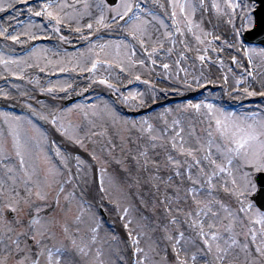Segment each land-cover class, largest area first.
I'll return each mask as SVG.
<instances>
[{
	"label": "snow or ice",
	"instance_id": "snow-or-ice-1",
	"mask_svg": "<svg viewBox=\"0 0 264 264\" xmlns=\"http://www.w3.org/2000/svg\"><path fill=\"white\" fill-rule=\"evenodd\" d=\"M257 60L264 0H0V264H264Z\"/></svg>",
	"mask_w": 264,
	"mask_h": 264
},
{
	"label": "rangeland",
	"instance_id": "rangeland-1",
	"mask_svg": "<svg viewBox=\"0 0 264 264\" xmlns=\"http://www.w3.org/2000/svg\"><path fill=\"white\" fill-rule=\"evenodd\" d=\"M8 43H11V42H8ZM226 56L227 55H225V57H224V59H225V63H226V66L228 65V63H229V60L226 58ZM258 61V60H257ZM257 61H256V65H257ZM191 63V61H189V64ZM207 68V67H206ZM213 68H216L215 70V72H214V75H213V77H222L223 76V74H224V72L222 71V70H220V69H218V67H213ZM199 69V62H197V70ZM118 71V70H117ZM158 71H159V69H158ZM239 73H240V70L239 69H236L235 70V74H237V75H239ZM253 73H254V75H257L258 74V72H257V69H256V67L253 69ZM260 73H263V72H260ZM33 74H35V70H33ZM62 78L66 75V74H59ZM73 76H76L77 74L76 73H73L72 74ZM80 75H83V76H87L88 74L87 73H84V74H80ZM230 76L232 77V74H230ZM143 78H147V77H143L142 76V79ZM260 77H259V75H257V79H259ZM46 77L43 75V74H41V83L42 84H44V86L45 87H47V83H46ZM17 83H23V82H17ZM233 83V81L230 83L229 82V85L230 84H232ZM78 85V87H77V91H79L81 88H83L84 86H86L87 85V81L86 80H78L77 82H76V85H74V86H77ZM218 85H222V79H220V80H218V82H217V85L215 86V89H218ZM166 85L165 84H157V87H165ZM23 87H25V88H29V89H31L33 86L32 85H27L26 83H23ZM0 88H3V89H8L9 88V85H7V86H1L0 85ZM129 88H138L140 91H144L145 90V88H146V86L145 85H143V84H140V83H135V84H133V85H130L129 86ZM92 89H96V90H101V89H104V91L106 92L107 90L103 87V86H93V88ZM91 90V89H90ZM229 90H231V89H229ZM195 92H192V93H186V95L185 96H188V95H191V94H194ZM13 95H16L17 96V99L18 100H20V103H17V104H13V105H16V106H22V103L21 102H23V100H22V98H20L19 97V94L18 93H15V92H13ZM34 95L35 96H37V95H39V92H38V90L34 93ZM113 95V94H112ZM207 95H209V94H207ZM114 96V100L116 101V103H118L119 104V102L117 101V98H116V96L115 95H113ZM175 97H178V96H176V95H174V94H169V96L167 97V99L166 100H164V99H162L159 103H163V102H165V101H167V100H170V99H172V98H175ZM180 97V96H179ZM48 99H49V97H47ZM204 98V97H203ZM203 98H201V99H203ZM251 99H253V98H251ZM106 101H108L107 99H105ZM229 100L230 101H234L235 99H232V98H230L229 97ZM246 100V99H245ZM235 101H239V100H235ZM85 102V101H84ZM108 102H110V101H108ZM111 103V102H110ZM158 103V104H159ZM118 105H116V107H117ZM122 106V105H121ZM155 106V105H154ZM172 106H175V105H172ZM124 108V107H123ZM126 109V108H125ZM128 110V109H127ZM144 110H146V109H142V110H140L139 112H142V111H144ZM129 111V110H128ZM130 113H137V111H129ZM73 119H77V117H73ZM53 134V136H55L56 134L53 132L52 133ZM106 217H107V219H108V221H107V224H108V231H110V232H115V233H117V234H120V235H123V229H122V226H121V224L119 223V221L118 220H116V218H115V216L114 215H107L106 214Z\"/></svg>",
	"mask_w": 264,
	"mask_h": 264
},
{
	"label": "bare ground",
	"instance_id": "bare-ground-1",
	"mask_svg": "<svg viewBox=\"0 0 264 264\" xmlns=\"http://www.w3.org/2000/svg\"><path fill=\"white\" fill-rule=\"evenodd\" d=\"M226 58L228 59V57L226 56ZM216 68H211V73H212V75H214V72L216 71L215 70ZM256 69H257V72L258 73H260V72H264V66H261L260 65V62H259V60L257 61V66H256ZM208 69L206 68V71H207ZM233 80H232V77L230 76V74H229V82L231 83ZM231 85V84H230Z\"/></svg>",
	"mask_w": 264,
	"mask_h": 264
}]
</instances>
